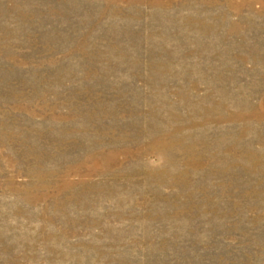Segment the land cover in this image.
Instances as JSON below:
<instances>
[{"label": "rangeland", "instance_id": "374dc122", "mask_svg": "<svg viewBox=\"0 0 264 264\" xmlns=\"http://www.w3.org/2000/svg\"><path fill=\"white\" fill-rule=\"evenodd\" d=\"M0 264H264V0H0Z\"/></svg>", "mask_w": 264, "mask_h": 264}]
</instances>
